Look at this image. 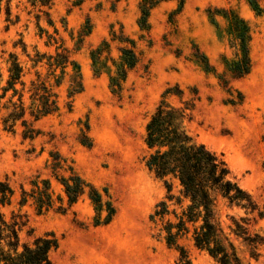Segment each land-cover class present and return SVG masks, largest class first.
<instances>
[{
	"label": "rangeland",
	"instance_id": "1",
	"mask_svg": "<svg viewBox=\"0 0 264 264\" xmlns=\"http://www.w3.org/2000/svg\"><path fill=\"white\" fill-rule=\"evenodd\" d=\"M143 1L51 0L49 7L34 0L2 2L0 52L7 53L5 58L9 53L18 55L28 87L37 72L42 78L48 75L46 66L34 67L38 53L55 55L63 46L82 69L83 92L71 96L69 68L62 85L54 90L60 110L35 124L41 134L34 141L24 140L20 123L15 132L6 130V111L0 110V182H9L15 190L11 205L0 203V213L10 223L26 224L21 230L23 241L54 233L60 242L51 254L55 264L179 263L180 250L167 245L161 221L152 220L165 189L147 167L145 143L147 124L171 88L183 91L182 100L167 97L174 106L199 98L186 121L187 131L224 159L231 175L264 207V14L254 11L247 0H172L152 10L150 31L143 32L139 26ZM259 1L264 9V0ZM209 11L235 12L249 23L253 66L245 78L234 79L228 71L238 51L231 46L223 13L213 17ZM88 29L91 33L82 36ZM121 31L135 40L140 62L129 73L120 98L111 89L113 62L98 74L91 53L107 41L111 57L118 62L120 45L112 38ZM202 55L214 72L207 73L196 61L195 56ZM220 78L229 81L233 96ZM240 94L242 104L229 103ZM83 134L92 140L91 147L81 143ZM52 152L72 161L87 182L112 198L117 213L110 224L94 226L96 211L88 195L67 214L39 215L31 204L20 207L21 188L30 190L31 181L39 175L51 179L56 195L64 196L47 169ZM231 217L253 218L221 201L219 218L225 227ZM249 228L251 234L264 236V219L251 220ZM179 243L191 264H217L195 247L191 236ZM236 245L247 263L264 264V245L257 259L242 240Z\"/></svg>",
	"mask_w": 264,
	"mask_h": 264
},
{
	"label": "trees",
	"instance_id": "2",
	"mask_svg": "<svg viewBox=\"0 0 264 264\" xmlns=\"http://www.w3.org/2000/svg\"><path fill=\"white\" fill-rule=\"evenodd\" d=\"M168 1L172 0L143 1L139 21L143 32L150 31L149 19L152 10L162 2ZM247 1L254 11L260 15L264 14L259 0ZM2 2L3 0H0V13ZM34 2L40 3L42 7L52 5L51 0ZM182 9L183 6L178 13ZM209 13L213 17L223 13L228 24L227 33L231 46L238 51L236 59L228 64V71L234 79L245 78L251 73L253 66L249 23L235 12ZM8 14H11L9 8ZM214 24L219 27L215 20ZM90 33L91 29H88L82 36ZM112 42H118L120 45L118 49L121 55L118 62L111 57V44L107 41L94 50L91 57L98 74L108 67V62H113L116 72L111 78V89L114 95L121 98L128 75L138 66L140 58L135 40L126 36L123 31L120 34L113 33ZM6 54L0 52V110L6 111L3 123L9 132H15L20 123L24 129V140L34 141L41 134L35 124L60 110L54 90L62 85L69 68L73 74L71 96L83 92L82 69L72 57L71 51L63 46L57 49L55 55L38 53L33 60L34 67L46 66L48 75L42 78L37 72V79L28 87L24 80L25 68L18 55L9 53L5 58ZM195 57L207 73L215 71L205 55ZM220 79L223 87L233 96L229 81ZM50 81H53V84ZM182 95L180 88L167 90L146 127L145 143L149 150L147 167L155 178L163 183L165 189V197L156 205L152 220L161 221V230L165 233L167 245L180 250L178 264H191L188 252L179 243L186 236H191L195 247L207 252L217 264H249L242 258L236 241L242 240L254 259L260 257L258 249L264 245V236L251 234L249 225L251 220L264 219V207H260L252 195L241 187L231 175L224 159L204 144L197 143L189 134L186 121L190 119L199 98L182 102L183 106H174L167 101L169 96H177L182 100ZM229 103L242 104L243 97L240 94L238 99L232 98ZM81 143L88 147L93 145L87 134L82 135ZM47 169L62 186L64 196L56 195L51 179H43L39 175L31 181L30 190L21 188V208L31 204L39 215L51 211L67 214L83 196L88 195L96 211L94 226L108 225L113 221L117 209L112 198L108 194L103 196L95 186L87 182L78 173L72 161L59 152H52ZM14 196L15 190L9 182H0V203L4 206L11 205ZM221 201L227 202L230 208L236 207L245 211L247 216L253 218L231 217V224L225 227L219 218ZM24 226L25 223L21 224L17 220L8 222L0 213V264H55L51 254L60 247L57 236L47 233L31 242L23 241L21 230Z\"/></svg>",
	"mask_w": 264,
	"mask_h": 264
}]
</instances>
